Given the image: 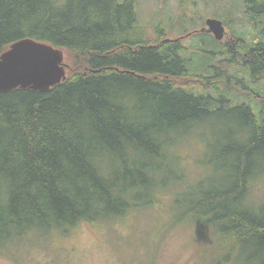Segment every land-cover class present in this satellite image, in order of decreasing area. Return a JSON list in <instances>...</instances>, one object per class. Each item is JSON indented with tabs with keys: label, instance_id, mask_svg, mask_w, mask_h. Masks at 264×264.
I'll use <instances>...</instances> for the list:
<instances>
[{
	"label": "trees",
	"instance_id": "16d2710c",
	"mask_svg": "<svg viewBox=\"0 0 264 264\" xmlns=\"http://www.w3.org/2000/svg\"><path fill=\"white\" fill-rule=\"evenodd\" d=\"M242 7V19L223 14L222 39L202 30L224 57L207 76L161 24L156 41L143 36L135 0H0V54L29 38L66 65L48 90L0 93V256L150 204L180 167L179 144L210 131L226 174L190 202L212 234L211 256L193 264H264V99L252 97L264 98V0Z\"/></svg>",
	"mask_w": 264,
	"mask_h": 264
},
{
	"label": "rangeland",
	"instance_id": "374dc122",
	"mask_svg": "<svg viewBox=\"0 0 264 264\" xmlns=\"http://www.w3.org/2000/svg\"><path fill=\"white\" fill-rule=\"evenodd\" d=\"M135 8L144 37L156 41L154 29L161 24L165 37L181 38L188 70L208 76L212 70L209 67L224 57L213 56L208 42L211 38L202 31L206 20L222 21L223 14L242 19L243 7L242 0H135ZM224 27L225 35L228 27ZM236 28L245 36L252 32L249 25ZM235 70L227 66L229 75ZM244 82L256 89L248 76H244ZM252 97L253 102L264 99L255 94ZM223 127L219 123V129ZM205 135L203 139L179 144L182 147L176 158L180 167L175 165L173 176L162 190L155 192L150 204L145 205L143 197L137 207L111 222H80L68 232L50 234L45 241L32 239L25 247L28 256L14 259L7 252L0 256V264H193L203 256H211V231L193 225L196 213L190 202L201 198L199 187L206 189L226 172L219 168V155L215 153L221 138L210 131Z\"/></svg>",
	"mask_w": 264,
	"mask_h": 264
},
{
	"label": "water",
	"instance_id": "95a60500",
	"mask_svg": "<svg viewBox=\"0 0 264 264\" xmlns=\"http://www.w3.org/2000/svg\"><path fill=\"white\" fill-rule=\"evenodd\" d=\"M203 30L223 38L221 20L209 18ZM64 53L50 44L25 38L12 43L0 54V93L15 88L45 91L66 78Z\"/></svg>",
	"mask_w": 264,
	"mask_h": 264
}]
</instances>
